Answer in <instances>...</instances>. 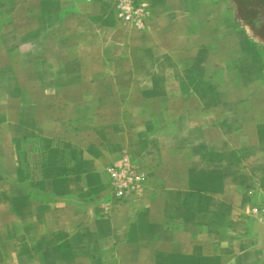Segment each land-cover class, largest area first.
<instances>
[{
	"label": "crops",
	"instance_id": "1",
	"mask_svg": "<svg viewBox=\"0 0 264 264\" xmlns=\"http://www.w3.org/2000/svg\"><path fill=\"white\" fill-rule=\"evenodd\" d=\"M148 12L139 30L107 0H0V264H264V58L216 1ZM41 139L80 171L42 177ZM122 151L148 175L113 205Z\"/></svg>",
	"mask_w": 264,
	"mask_h": 264
},
{
	"label": "rangeland",
	"instance_id": "2",
	"mask_svg": "<svg viewBox=\"0 0 264 264\" xmlns=\"http://www.w3.org/2000/svg\"><path fill=\"white\" fill-rule=\"evenodd\" d=\"M145 8L148 12L150 2L152 0H143ZM210 1V0H209ZM216 1L222 6V11H228L232 15V19L235 21L240 29H244L248 41L258 51V53L264 58V0H211ZM109 6L112 7L114 14L113 0H107ZM180 7L181 4H176ZM149 13V12H148ZM148 17V14H147ZM146 17V19H147ZM122 23V22H120ZM127 25L129 23H122ZM131 25V24H130ZM131 28V27H130ZM137 28V27H136ZM132 29V28H131ZM141 30L140 28H138ZM111 114V111L108 112ZM27 138L24 137L16 143L17 147V162L19 171L26 175L28 162L31 159H27L24 151L27 148ZM37 149L40 153L39 165L35 168L41 173L44 178H52L55 176L71 175L80 171L82 163V150L75 144L64 140L53 139H41L38 141ZM77 152H79L77 154ZM126 155L132 164H134L139 171L145 175L142 187L140 191L124 201L117 200L112 192L109 177L106 173V169L109 165L118 164L121 158ZM30 157V156H28ZM102 174L106 176V187L102 194V201H110L113 205L121 204L128 200H136L141 197L144 183L147 179V172L144 170L140 162L127 151H122L121 155L115 158L113 161L104 162ZM254 191V190H253ZM252 192V190H251ZM263 197V194L260 193ZM261 198L257 200L250 211L253 215H256L253 208H257ZM257 216V215H256ZM258 217V216H257Z\"/></svg>",
	"mask_w": 264,
	"mask_h": 264
},
{
	"label": "built area",
	"instance_id": "3",
	"mask_svg": "<svg viewBox=\"0 0 264 264\" xmlns=\"http://www.w3.org/2000/svg\"><path fill=\"white\" fill-rule=\"evenodd\" d=\"M114 16L122 23H130L137 28H143L147 10L143 0H113ZM112 192L117 200L124 201L138 193L142 187L145 175L124 155L118 164L109 165L106 169ZM257 208L253 211L264 225V192Z\"/></svg>",
	"mask_w": 264,
	"mask_h": 264
},
{
	"label": "trees",
	"instance_id": "4",
	"mask_svg": "<svg viewBox=\"0 0 264 264\" xmlns=\"http://www.w3.org/2000/svg\"><path fill=\"white\" fill-rule=\"evenodd\" d=\"M79 152H77V154H78Z\"/></svg>",
	"mask_w": 264,
	"mask_h": 264
}]
</instances>
